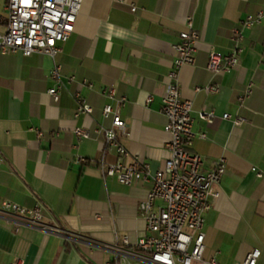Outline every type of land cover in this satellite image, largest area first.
<instances>
[{
	"label": "crops",
	"instance_id": "1",
	"mask_svg": "<svg viewBox=\"0 0 264 264\" xmlns=\"http://www.w3.org/2000/svg\"><path fill=\"white\" fill-rule=\"evenodd\" d=\"M261 9L264 0H82L73 32L56 57L60 84L50 75L48 55L0 54V205L40 203L42 221L60 230L15 226L13 217L0 214V264H106L120 237L132 249L148 233L139 203L151 182L127 185L103 177L96 162L102 149L107 163L117 155L94 128L110 126L102 107L115 104L105 94L112 88L126 98L119 107L126 123L119 137L128 153L123 161L136 158L151 170L162 166L169 134L161 97L177 56L173 44L189 17L198 33L195 62L180 67L177 81L191 102L192 149L204 170L218 157L226 159L217 196L204 213L202 256L241 264L256 248V264H264V22L241 28L242 51L233 70L212 74L206 68L209 52L228 53L233 28ZM6 22L0 0V31ZM208 83L219 90L206 92ZM57 85L54 100L47 91ZM247 87L250 93L240 102ZM75 92L92 107L90 114L74 115ZM201 112L213 115L202 119ZM75 127L89 129L90 137L77 139Z\"/></svg>",
	"mask_w": 264,
	"mask_h": 264
},
{
	"label": "built area",
	"instance_id": "2",
	"mask_svg": "<svg viewBox=\"0 0 264 264\" xmlns=\"http://www.w3.org/2000/svg\"><path fill=\"white\" fill-rule=\"evenodd\" d=\"M81 3L82 0H5L7 22L4 31H0V54L48 55L53 61L50 75L60 84V67L56 57L61 51L60 44L73 32ZM131 10H135V7L132 6ZM262 22L264 9L246 15L240 21V27L232 30L233 45L229 52L221 54L211 50L206 68L212 74L233 70L242 51L239 44L242 39L241 28L260 25ZM186 25L187 30L181 31L179 41L173 44L177 56L166 75L167 80L161 97V112L167 119L164 130L169 134V157L161 167L151 170L149 164L136 158L127 163L123 161L128 153L119 142V137L126 133V123L119 116V107L125 104L126 98L116 97L112 88L105 91L109 98L115 100L114 105L105 104L102 107V116L110 119V126L99 125L94 131L103 133L104 146L112 147L117 159L114 163L105 162V149H102V156L96 161L102 176H113L120 183L127 185L133 180L151 182L146 198L139 203V211L145 219L148 233L140 237L132 249L126 247L127 237H120L119 243L114 246L113 258L106 264H218L214 258L204 259L202 256L203 224L204 213L210 208L211 199L217 196L215 187L224 174L226 159L220 156L211 169L204 170L200 154L192 149L195 133L192 130L191 102L183 98L177 81L180 67L193 65L195 62L198 33L192 29L190 17ZM58 88L57 85L47 91L54 100L58 99ZM202 88L206 92L219 90L215 83H208ZM249 93L250 88L247 87L239 101L242 102ZM73 97L76 102L75 116L92 112V107L78 92H75ZM148 99H151V96H148ZM212 115V112L199 113L200 118L207 120H210ZM222 118H229V114L224 113ZM240 121V117L235 119L236 123ZM73 134L77 139H82L90 137L91 131L75 127ZM199 136L204 137V133ZM77 160L86 162L83 157H78ZM256 174L261 176L259 171H256ZM0 214L13 217L11 219L15 226L26 224L48 232L60 233L58 228L42 221L40 203H36L32 208H25L10 201H3ZM259 255V249H251L241 264H256ZM10 264H22V261L16 260Z\"/></svg>",
	"mask_w": 264,
	"mask_h": 264
}]
</instances>
